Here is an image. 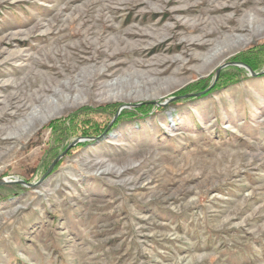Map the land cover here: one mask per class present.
<instances>
[{"label": "rangeland", "instance_id": "obj_1", "mask_svg": "<svg viewBox=\"0 0 264 264\" xmlns=\"http://www.w3.org/2000/svg\"><path fill=\"white\" fill-rule=\"evenodd\" d=\"M261 11L264 0H0V264H264V32L202 63ZM212 29L208 46H179ZM185 54L198 57L172 76ZM172 58L162 85L138 87ZM104 63L122 65L99 78ZM77 76L89 88L77 105L4 140L38 88Z\"/></svg>", "mask_w": 264, "mask_h": 264}, {"label": "bare ground", "instance_id": "obj_2", "mask_svg": "<svg viewBox=\"0 0 264 264\" xmlns=\"http://www.w3.org/2000/svg\"><path fill=\"white\" fill-rule=\"evenodd\" d=\"M231 8L232 7H230V6H221L220 8H215L212 11L213 12H218L220 10L221 11H229V10H231ZM258 15L261 16L263 20L259 21L256 18L257 16L254 17V16H251V15H249V16L247 15L245 23L240 25L237 28H234V30L232 31L233 33L237 32V34H241V35H236V34L235 35H232V34L229 35L227 38H225V41L223 40V42L220 45L221 47H214V48L212 47L213 49L211 51H209L208 54L202 56V63L204 65V67H206L211 62V60L214 57H216L219 53L222 52V49H223L222 45L223 44L230 43L231 46L234 45V44H236L238 46H242V45L246 44V42L248 40L246 37L248 35H250V34L254 35V34H259V33L264 32V11H261L260 14H258ZM254 23H258L259 27H254L253 26ZM243 33H247L248 35H244ZM214 34H215V30H213V29H212V31L211 30L210 31H206V32L202 31V34H201V36L198 39L190 40V41H183V42L180 43L179 46H182L181 49L186 48V47H188V48L189 47H193V48L201 49L202 47L208 46V43L205 40L207 38L213 36ZM142 35L145 36V34H142ZM142 35L141 34H129L128 33V37L129 38H137V39H139V38L142 37ZM110 44H112V47H113V50H114L113 51L114 53L108 56L110 59H113L115 56H117L116 55L117 53L118 54H123L122 53L123 50L120 49V46L123 44L122 37L117 36L113 40H108L106 42L107 46H109ZM126 47H128V46H126ZM197 57H198L197 54L196 55H194V54H188V55L185 54V56L183 58H186L188 61L187 60H185L186 62L183 61L184 63L182 64L181 69H179L178 71L175 70L173 72L172 76L173 75H178L180 70L184 71L185 70L184 69L185 65L190 63L191 61H193V59H195ZM183 58H181V59H183ZM181 59L172 58V59H169L167 61L162 60V61H160V62H158L157 64H154V65H149L148 68H150V70L148 72H146V74H148L151 78L149 77V79L147 80L144 77L145 82L143 83V85L141 84L138 87H143L144 85H146L147 87H149V89L153 90V88L155 86H157V83L162 85L163 82H161L160 80L156 81L155 77L156 76H162L163 74L168 73V71L170 70V68L173 65L175 66V64L181 63ZM116 64L117 65H120V64L122 65V63H116ZM116 64L114 63L113 65H109V64H105L104 63L101 66V68H103V69H99V72L94 73V75H99V78L105 77L106 76L105 73L108 70L112 69L113 66H116ZM142 66H144V65L141 64V62H139L135 66H134V64H132L131 69H133V67L139 69ZM144 74L145 73H143V75ZM28 76H29V74H28ZM72 84L73 85L70 86V85H68V81H66V82H61V83H58L57 85H54V86H58L61 89L59 91L51 89L52 87H50V86L46 87V85H42V87L38 88L34 92V94H37V96H35L36 99H39V102L37 103V105H38L37 108H39V107L40 108L39 109L35 108L34 110H32L30 112V114L28 115V120L25 121V123L23 124L21 129L16 130L15 132L11 131V132L6 133V135L4 137V140H6L7 142L11 141V140H16V141L19 140L21 137H23L26 134H28V132L32 129V127H34L37 124H39V125L42 124L44 121L50 119L54 114H56L55 108L56 109H60V108L67 107L68 105L69 106L77 105L78 101H79V94H80L81 91L83 92L82 89L85 88L86 91H87V90H89V88L85 85V80L83 78L79 79V76H77L74 79ZM117 85H118L117 81L110 82V83L106 84L104 88L107 91H112ZM119 86H120V84H119ZM135 86L136 85H134V87ZM89 87L91 88V86H89ZM47 92L51 93V97L45 98V96H42V93H47ZM27 109H28V107H27ZM107 169H109V168H107ZM106 172H107V170H106Z\"/></svg>", "mask_w": 264, "mask_h": 264}, {"label": "water", "instance_id": "obj_3", "mask_svg": "<svg viewBox=\"0 0 264 264\" xmlns=\"http://www.w3.org/2000/svg\"><path fill=\"white\" fill-rule=\"evenodd\" d=\"M2 184V182H0V185Z\"/></svg>", "mask_w": 264, "mask_h": 264}]
</instances>
